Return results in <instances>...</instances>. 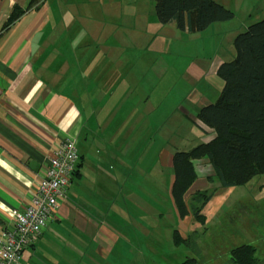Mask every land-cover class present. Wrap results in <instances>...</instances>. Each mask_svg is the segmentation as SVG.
Listing matches in <instances>:
<instances>
[{"label": "crops", "instance_id": "obj_1", "mask_svg": "<svg viewBox=\"0 0 264 264\" xmlns=\"http://www.w3.org/2000/svg\"><path fill=\"white\" fill-rule=\"evenodd\" d=\"M217 1L232 9L235 18L250 14L242 12L246 0ZM253 4L261 11L250 19L264 17V1L253 0L246 7ZM15 5L31 7L4 28ZM151 18L156 27L155 0H0V237L12 226L14 210L31 201L62 137L78 139V166L67 197L46 230L25 248L21 264H140L142 256H157L150 245L156 247L154 238L140 242L142 235H151L141 220L156 216L155 204L132 199L139 193L142 157L147 154L157 162V149L152 152L149 143L156 109L151 113L150 107L129 106L139 99L135 83L129 82L138 54L131 55ZM232 19L203 31L221 43L232 41L249 24L247 18L232 31ZM227 52L223 50L212 68L205 66L201 77L216 74L222 62L234 58L236 51ZM188 102L201 125L199 108L214 101L194 88ZM193 131L195 140L200 131ZM166 152L153 180L164 179L173 201L174 153ZM222 197L215 195L207 206H218ZM187 217H179L182 237L201 224H187Z\"/></svg>", "mask_w": 264, "mask_h": 264}, {"label": "rangeland", "instance_id": "obj_2", "mask_svg": "<svg viewBox=\"0 0 264 264\" xmlns=\"http://www.w3.org/2000/svg\"><path fill=\"white\" fill-rule=\"evenodd\" d=\"M252 1L246 0L242 6L244 7L242 12L245 9V12L248 11L250 14H245V17L244 14H237L236 18L234 15V21L228 25L233 26L229 29L234 31L233 28L240 26L247 18L248 23L254 21L250 17H256L261 8H257L254 4L247 8L246 6ZM145 15L149 17V14ZM156 20V27L151 18L150 28H142L145 35H141L138 49L132 52L131 57L136 53L138 56L137 59L134 58V66L129 74V82L135 83L132 85L135 94L139 96V99L135 98L134 104L129 106H139L140 109L150 107L151 113L156 109L155 115H151L155 133L152 131L153 136L152 133L150 134L149 143L152 152L157 149L155 154L157 162L154 163L152 156L147 157V154L142 157L140 161L142 178L137 183L139 193H135L131 198L137 204L149 203L150 199L155 204L152 210H156V216L154 218L148 216L144 218L145 221L141 220L142 226L152 230L151 235H142L140 242H145L149 238L152 241L154 238L156 247L154 243L150 245L152 249H157V256L154 257L156 259L142 256L139 262L140 264H181L190 258H195L197 264H233L231 251L243 244L255 246V257L259 262H263L264 175H256L250 182L236 186L232 191L226 189L219 191L216 197H223L218 206L211 205L209 208V205L205 210L203 209L202 215H207L209 218L206 216V222L201 223L202 225L200 224L196 230H189L185 237H182L179 231L178 227L182 225L179 221L180 216L173 207L174 202L170 201L168 187L162 184L164 179L153 180L158 169L162 170V160L165 158L166 150L172 153L188 150L194 147L192 146L194 141L199 140L198 144H200L212 138V132L208 127L201 121V125L195 122L197 116L191 114L190 109L188 110V103L191 108L193 107L188 100L194 88L199 92L204 91L210 100L214 102L217 100L224 85L223 80L216 75L217 73L211 72L201 77V71L205 66L208 69L212 68L224 49L235 52L234 40H225L221 43L210 32H185L172 25L166 26L160 23L157 15ZM144 24L146 18L143 19ZM215 79H218L219 83ZM125 87L123 85L119 91H124ZM144 126L145 123L142 124V130ZM194 129L200 131L195 140ZM195 167L198 178L194 188L197 189H191L189 194L208 188V176L212 175L211 166L205 162L196 160ZM146 181H151L154 186L149 187ZM125 200L128 202L127 198ZM211 208L215 210L212 211ZM186 216H188L187 224L190 220H192L190 224L196 222L191 214ZM130 222L131 219L124 223ZM126 224L123 226L127 227ZM176 230L180 244L176 243L178 241ZM170 246L172 253L169 251Z\"/></svg>", "mask_w": 264, "mask_h": 264}, {"label": "trees", "instance_id": "obj_3", "mask_svg": "<svg viewBox=\"0 0 264 264\" xmlns=\"http://www.w3.org/2000/svg\"><path fill=\"white\" fill-rule=\"evenodd\" d=\"M30 7L15 5L4 28ZM155 10L160 23L189 31H203L214 22L234 17L233 10L217 0H155ZM253 20L235 36L234 58L217 68L224 83L219 97L199 108L198 118L211 130L212 138L172 156L174 204L180 217L191 214L202 224L206 216L201 212L219 191L264 175V17ZM196 160L210 165L212 175L208 176V188L187 197L198 177ZM255 252L251 244L237 246L231 251V261L255 264ZM181 264L197 261L190 258Z\"/></svg>", "mask_w": 264, "mask_h": 264}, {"label": "built area", "instance_id": "obj_4", "mask_svg": "<svg viewBox=\"0 0 264 264\" xmlns=\"http://www.w3.org/2000/svg\"><path fill=\"white\" fill-rule=\"evenodd\" d=\"M78 160L77 137L64 135L49 157L31 201L24 209L14 210L12 226L0 237V264H21L25 248L36 242L66 199Z\"/></svg>", "mask_w": 264, "mask_h": 264}, {"label": "flooded vegetation", "instance_id": "obj_5", "mask_svg": "<svg viewBox=\"0 0 264 264\" xmlns=\"http://www.w3.org/2000/svg\"><path fill=\"white\" fill-rule=\"evenodd\" d=\"M262 260H264V258H262ZM255 264H264V261L263 262H259L258 259H257Z\"/></svg>", "mask_w": 264, "mask_h": 264}]
</instances>
